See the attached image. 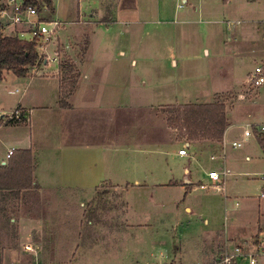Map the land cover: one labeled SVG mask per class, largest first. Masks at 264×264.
<instances>
[{
	"label": "rangeland",
	"instance_id": "1",
	"mask_svg": "<svg viewBox=\"0 0 264 264\" xmlns=\"http://www.w3.org/2000/svg\"><path fill=\"white\" fill-rule=\"evenodd\" d=\"M78 1L80 0H39L36 19H58L61 22L59 35L56 34L55 41L49 45L54 46L57 42V48L61 52L64 50L63 44L70 42L77 59L84 56L90 37L94 41L91 53L98 58L100 66L96 72L107 81L106 85L102 83L99 86L102 88L101 92L104 96L112 92L122 104L119 110L102 111L99 117L91 119L89 125L95 124L90 127L95 140L105 141L112 136L119 139V148L116 152L113 149L114 153L106 147L97 149L102 158L98 159L99 156L93 159L95 149H79L68 145H63L61 149L56 147L52 150L51 164L56 172L52 183H79L85 178L87 166L88 169H96V176L100 178L98 182L101 184L96 192L94 188L78 190L74 186H71L73 190H46L45 195L39 190L23 191L17 197L14 208L11 203L6 204V207L0 205V220L9 219L12 215L17 219L60 217L63 211L71 218H81L84 224L86 221L79 240L82 249L77 251L74 259L81 260L80 263L86 259V262L92 261V264H170V256L173 257L174 252L180 255L182 264H211L209 234L212 228L216 227L220 235L227 229L235 235L238 243L252 240L253 235L261 230L264 232V197L261 196L264 191V149L259 141L261 138L264 140V136L256 126L264 124V87L249 93L248 88L243 86L244 75L255 66V57L247 46L242 47V36L238 50L236 43L226 41L229 35L226 22L253 16V9L259 6L260 9L264 8V0L254 6L237 3L235 0L224 5L222 0H213V4L205 3L204 8H209L205 11L202 4L206 0H189L186 3L184 0H124L125 8L139 10V20H127L123 15V22L114 25L102 23L93 29V34L87 26L92 25L89 23L96 17L90 19V12L93 16L100 9L103 13L98 14L97 20L110 22L108 12L118 2L98 0L99 6L88 9L89 14L84 15L86 19L81 16L84 22L73 25L71 19H78L75 18ZM80 7L81 10L84 7L83 0L80 1ZM3 20L11 21L9 16ZM246 24L253 26L256 23ZM26 28L9 24L7 31H0V35H16ZM20 36L26 40L32 38L29 31ZM255 36L256 34L251 35L248 39ZM49 52L50 56L54 55L53 48ZM67 59L65 56L61 62L64 63ZM50 65L52 70L57 68L54 61ZM33 73L28 74L29 76H17L12 72L4 74L0 81V116L14 111L22 96L25 97L22 105H28V101L33 104L41 103L46 97L41 94V90L55 86L53 81H48L47 87L45 81L35 79ZM243 91L244 94L248 92V95L245 99H239L237 94ZM217 93L228 96L227 114L232 124L221 145L216 141H208L205 143L212 142L214 146L206 147L201 144L196 147L193 142L201 141H192L190 148H187L188 155L180 157L178 150L187 139L178 137L177 131V139L169 141L167 147L162 144L149 145L144 142L142 135L133 138L134 132L130 134L132 131L136 134L137 128L141 129L140 121L147 119L152 103H206L212 102ZM127 106L136 107L135 111L127 109ZM167 106L168 104L160 106L156 112L161 122L164 118L167 120ZM49 113L52 123L61 114L59 109ZM116 113L119 123L123 117L130 123L127 127L119 128V137L114 132L116 127L109 124L111 114ZM36 115L41 117L43 114L37 112ZM21 121L14 120L0 129V157L5 156L7 145L21 131L8 129L7 126H15ZM25 125L27 126L21 124ZM59 125L60 122H57V127ZM245 130H250L252 136L241 147L234 148L232 142L243 140ZM60 138L61 136L56 135L53 141L58 145ZM163 147L169 153L172 151V165L182 171L179 177L186 174V181H189L192 174L195 184L190 193L179 187L158 191L134 190L132 187L136 172L141 168L162 166L163 160L157 162L156 157L159 156L153 153V149L161 150ZM140 148H145V151L140 152ZM37 162H42L38 155ZM92 163H96V166L92 167ZM212 169L221 173L227 171L220 189L209 178ZM116 183L121 185H115ZM201 183L207 186L202 188ZM62 195H68L76 205H70L67 199L63 200V208L44 205L46 200L57 199ZM69 195L74 196L71 198ZM82 201L86 202L83 207L79 206ZM189 207L192 211H188ZM66 225L65 221L54 226L59 230L60 226ZM6 232L3 230L0 233V253L13 249L20 243V239L12 238ZM24 242L21 243L24 245ZM67 244L68 239L59 234V239H51L49 248L57 250L56 257L63 258ZM22 250L26 249L23 247ZM22 252L25 254L21 261L32 264V253ZM179 261L174 260L175 263Z\"/></svg>",
	"mask_w": 264,
	"mask_h": 264
},
{
	"label": "crops",
	"instance_id": "2",
	"mask_svg": "<svg viewBox=\"0 0 264 264\" xmlns=\"http://www.w3.org/2000/svg\"><path fill=\"white\" fill-rule=\"evenodd\" d=\"M81 1V0H80ZM80 1H78V11L77 14H75V18L78 17V19L75 21L74 19H71L72 24H80L81 22H84L83 19L85 18V14H89L88 11L91 8L98 7V0H95L92 4V0H83L84 7L81 10L80 7ZM109 1V0H108ZM117 3L114 4L113 7H111L110 11V22H104L97 20L98 14L102 15L103 11L98 9V14L95 13L92 16V12H90V19H93L96 17L95 20H92L93 22L87 26L89 28L91 34H93L95 31L93 29L98 28L100 24L105 23L106 25L111 24H117L123 22V15L127 18V20H139L140 14L139 10L137 9H127L124 7V0H112ZM189 0H184V3L188 2ZM237 3L242 4H251L252 6L258 5L257 3L260 2V0H235ZM212 3L213 0H206L203 1V10H209V8L205 7V3ZM224 5H228L232 2V0H222ZM97 5V6H93ZM264 6V5H263ZM125 8V9H124ZM261 7L257 9H253L252 13L254 14L251 17H248L247 19H237V20H228L226 22L227 28L229 31V35L226 38L227 42H234L236 43V49L238 50V47L240 45V37L242 36V47H248L249 52H251L255 57V66L259 63L264 62V8L260 9ZM89 9V10H88ZM127 9V10H126ZM196 9H200L199 7H196ZM125 11V12H123ZM82 12L84 14H82ZM261 16V17H257ZM83 16V19H81ZM4 17H0V31L6 32L7 31V25H12L11 21L8 22V20H3ZM252 18V19H251ZM230 22V25L229 23ZM247 22H254L253 26H248L246 24ZM72 25V26H73ZM15 26V25H14ZM247 27V29H246ZM14 29V28H13ZM93 30V31H91ZM19 32V31H18ZM59 33V31H58ZM18 34V33H17ZM255 37L251 38L250 36ZM6 35V34H4ZM13 35V34H11ZM20 35V34H19ZM59 35V34H58ZM55 40H53L51 43H53ZM94 41L91 40L88 43V46L86 48L84 56H82L81 59H77L74 56L75 49L73 48L72 44L70 42H65L62 46L63 51L59 52L58 43L54 44V46H48L47 54L50 56L49 49L53 48L54 55L53 56H59L60 61L57 63V68L55 70H52V65H50V60L44 59L42 64L36 66L37 71L32 72L30 71L28 74L35 75V79L40 78L41 81H45V85L47 86L48 81H53L52 87H48L47 90H41L42 95H46L43 101L41 103L33 104L31 101H28V105H22V100H24L25 97L22 96V98L19 101V106L17 108L21 109L22 116L21 119L15 120V121H21L18 124H15V126H7L8 129L14 128L18 133L15 134V140L11 141V144L7 145L5 156L0 157V166L6 165L9 161V157H7L8 151L11 148H14L16 151L20 149H32L33 151V159H34V180H35V186L29 190H39L42 192V194H47L46 190H52V191H64V190H73V187H77L78 190L85 189H92L96 192L99 184L98 180L100 178H97V170H92L91 167L89 169L87 166L85 167L87 172L84 173L85 178L81 180L79 183L76 182H63L56 183L53 180L54 172L52 169V150H55L57 147L58 149H61L62 147L68 145V146H75L80 148H89V149H95L94 158L93 159H101L102 154H100L97 149H102L106 147L107 149H111V152H116L119 148V144L117 141H119L118 138H113L112 136L110 139H106L105 141H97L95 138L92 137L93 129H90L91 126L89 123L92 122V118H95L96 116L99 117V113L102 111L111 112L114 110H119V106L122 104L120 100L117 97V100L115 96H113V93H107L105 96L102 94L101 89L99 86L107 84L106 79H104L102 76L99 75V72H96L97 69H99V61L98 58L91 52H93V43ZM39 51V50H38ZM247 51V52H248ZM208 52V50H207ZM40 53V52H39ZM121 53L123 54L124 51L122 50ZM65 56L68 58L67 60L75 63L77 65V71L79 72V81L78 85L74 91V93L70 96L69 102L71 103V106L68 108L61 107L59 104L60 99V86H61V76L63 75V70L61 69V65L63 64L61 61L65 59ZM254 66V67H255ZM253 67V68H254ZM253 68L248 71L244 75V79L242 81L243 86H245V80L248 76V74L253 70ZM43 71V74H42ZM6 73V72H5ZM27 75V76H29ZM34 77V76H32ZM47 82V83H46ZM52 84V83H50ZM49 84V85H50ZM264 85L260 88H263ZM259 88V89H260ZM257 89V90H259ZM26 91V90H25ZM24 91V93H25ZM218 94V93H217ZM239 99H245L247 94H244L243 92H239L238 94ZM244 95V97H242ZM257 99V98H256ZM255 99V100H256ZM214 101V100H213ZM257 101V100H256ZM191 103V102H190ZM173 105V104H186V102H176V103H152L149 108L151 109L149 115H147V119L141 120V129H136L135 131L130 132V134H133V138L136 136H143L144 142H147L150 144H162L167 147V144L169 141H173L177 139L176 136V130L169 127L167 120L164 118L163 121H160V118L158 114L156 113L157 110L162 105ZM131 111H135L134 106H127V109ZM59 109L61 114L59 113L58 116H56L54 123H52V117L50 111ZM124 109V108H123ZM139 109V108H138ZM148 109V108H147ZM146 109V110H147ZM5 110H2V112ZM37 112L43 114L41 117L37 116ZM6 114V113H5ZM62 115V116H61ZM60 116V117H59ZM75 120V121H74ZM12 121H5L0 126V129L8 123H13ZM57 122H60V125L57 127ZM30 123V124H29ZM21 124H27V126H21ZM82 124V129H81ZM111 126L116 127L114 129L115 135L119 137V128H124L129 126V120L126 118H121V122L119 123L118 113L116 115L111 114V120L109 123ZM232 124L230 123L225 131V136L222 142H219L221 145L224 143L225 138L227 137L229 130L231 129ZM257 126V125H256ZM24 130V131H23ZM119 130V131H118ZM90 131V132H89ZM255 132V131H254ZM255 134H257L255 132ZM58 135L61 136L60 144H56L55 140L53 141V138ZM82 135V136H81ZM203 140L201 142H193L196 147L203 144L204 146L213 147L214 144L212 142ZM103 143V144H102ZM107 143H111L110 146H108ZM175 143V142H174ZM183 146L181 148L186 147V149L190 148L191 142H188L185 140L183 142ZM64 145V146H63ZM38 147V149H36ZM52 147V149H51ZM154 148V147H152ZM179 148V150L181 149ZM235 148V147H234ZM187 149V150H188ZM154 154H158L159 157H156L157 162H159L160 159L163 160L161 167H148V168H141L139 171L136 172V177L134 178V182H132V187L135 189H142V190H149V191H158V190H170L171 188L179 187L181 189L186 190L185 192L190 193V190L194 188L195 181L192 179V174L189 176V181H186V174H184L183 177H179L180 173L182 172L177 166L172 165V160L170 157L168 149H165L163 147L160 149H153ZM159 150V151H157ZM178 150V153H179ZM102 151V150H101ZM145 148H140V152H144ZM157 151V152H156ZM97 152V153H96ZM113 152V153H114ZM40 153V154H39ZM150 153V152H149ZM161 154V155H160ZM176 154V153H175ZM37 155L41 159L42 162H37ZM162 155H164L162 157ZM188 155L187 154L182 155L179 153L180 157H184ZM160 156L162 158H160ZM214 156H212L213 158ZM214 159V158H213ZM91 166V165H90ZM96 166V163H92V167ZM213 171V169L211 170ZM223 172V171H222ZM225 173V179L227 175V171L223 172ZM94 175V177H93ZM197 176L199 173L197 172ZM210 178V177H209ZM48 179L49 181H43ZM211 179V178H210ZM109 180V179H106ZM201 182V181H200ZM126 184V183H125ZM127 184L130 185V181L127 180ZM67 185H70L67 187ZM115 185H121L120 183H116ZM61 186H65V188H62ZM200 186L202 188L206 187L207 185L204 183H201ZM61 187V188H60ZM72 188V189H71ZM132 188V189H133ZM170 188V189H169ZM76 190V189H74ZM27 191V190H25ZM186 194V193H185ZM21 194L12 193L11 191H6L5 194L0 193V205H5L11 203L13 205L12 207L16 206L17 204V197L21 196ZM65 196V198H63ZM74 196V195H73ZM70 196L69 197H73ZM262 196V195H261ZM67 199L68 203L72 206H75L76 203L74 200L69 199L68 195H62L61 197H58L57 199H48L45 201V206H51V207H65L64 201ZM70 201V202H69ZM72 201V202H71ZM86 205V202L82 201L79 206L83 207ZM5 207H3L5 209ZM188 211H192V208H188ZM69 215V214H67ZM59 216V215H57ZM77 217L71 218L70 216H66L64 214L60 215V217L56 216H47L45 218H38V219H29V218H21L19 217L17 219L16 216L12 215L9 219L8 218H1L0 220V233L2 234L3 230L7 231V235H11L12 238L20 239V243L14 247L13 249L4 250V252L0 253V264H25L21 261V257L23 254H25L22 251H28L32 253V264H92L93 262H86V259H84L83 262L80 263L81 260L76 261L74 257L77 254V251L82 249L81 245H79V240L81 238V235L83 234V225H86L83 222V220L80 218L79 220L76 219ZM67 223L66 226H60L59 230L55 228V224L58 222H65ZM91 223V221H88ZM210 221H208L209 223ZM54 223V224H53ZM76 223V224H75ZM53 224V225H52ZM28 225L30 227H28ZM215 225H213L214 227ZM260 230V227H259ZM235 233V232H234ZM59 234L62 235V238L68 239L67 249L62 254L65 257H56L58 255L57 250H55L53 247L49 248V243L51 239H59ZM233 233L228 232L226 229L223 235H220V232L217 230L216 227L212 228L210 234H209V246L212 249L210 253L206 249V252L211 254L212 256V263L214 264V259L219 256L222 253L223 248H225L226 245L231 244H244L247 245L248 248H253L255 245L261 243L264 241V232L261 230L258 234L253 235L252 240H245L242 243H238V241L235 239ZM61 238V237H60ZM45 239H49L48 242ZM29 240V241H26ZM31 240V241H30ZM45 240V241H44ZM26 241V242H24ZM24 242V245L23 243ZM54 245V244H53ZM29 246V248H28ZM25 248L26 250H22V248ZM27 247V248H26ZM198 253V252H197ZM8 255V257H7ZM171 262L170 264H182V259L180 258V255L178 256L177 252H174L173 257L170 256ZM180 261L175 263L174 260Z\"/></svg>",
	"mask_w": 264,
	"mask_h": 264
},
{
	"label": "trees",
	"instance_id": "3",
	"mask_svg": "<svg viewBox=\"0 0 264 264\" xmlns=\"http://www.w3.org/2000/svg\"><path fill=\"white\" fill-rule=\"evenodd\" d=\"M39 5V0H25ZM0 0V10L2 9ZM36 40L23 39L19 34L0 35V81L5 72L27 76L31 69L42 64ZM60 99L61 107L68 108L70 96L74 93L79 72L75 63L67 60L61 65ZM228 96L217 94L214 101L206 103L173 104L166 107L167 123L177 131V136L191 141L222 142L230 122L227 110ZM264 149V140H259ZM35 186L34 159L32 149L15 150L6 165L0 166V193L6 191L21 194Z\"/></svg>",
	"mask_w": 264,
	"mask_h": 264
},
{
	"label": "built area",
	"instance_id": "4",
	"mask_svg": "<svg viewBox=\"0 0 264 264\" xmlns=\"http://www.w3.org/2000/svg\"><path fill=\"white\" fill-rule=\"evenodd\" d=\"M1 3L3 7L0 10V17L9 16L13 25L27 27L26 30L19 31L18 34H25L28 31L31 33L32 38L30 40L37 41L38 50L40 52L39 55L42 60L49 59L50 61L59 62L60 57L58 55L49 56L47 51L49 44L54 40L55 35L58 34L61 22L58 19L49 21L37 20V5L31 3L27 4L25 0H1ZM180 6L183 5L181 4ZM228 23L230 25V22ZM31 71L36 72L37 67H33ZM263 85L264 62L257 64L245 80V86L248 88L249 93L259 89ZM242 97H244V95H242ZM21 116L22 111L19 108H16L10 113L2 114L0 116V126L3 124L4 120H19ZM257 129L259 133L264 136V124L257 125ZM251 136L252 132L250 130H245L243 140L233 141V147H241ZM14 151L15 149L11 148L8 151L7 157H10ZM179 153L182 155L187 154L186 147L181 148ZM209 177L215 182L214 186L217 189L222 188V184L225 182V173L213 170L209 172ZM262 196L264 197V191ZM214 264H264V241L255 245L253 248H248V246L244 244L226 245L222 253L214 259Z\"/></svg>",
	"mask_w": 264,
	"mask_h": 264
}]
</instances>
